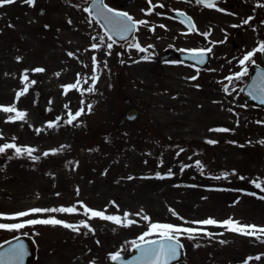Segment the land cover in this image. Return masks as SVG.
Listing matches in <instances>:
<instances>
[{
  "label": "rangeland",
  "instance_id": "374dc122",
  "mask_svg": "<svg viewBox=\"0 0 264 264\" xmlns=\"http://www.w3.org/2000/svg\"><path fill=\"white\" fill-rule=\"evenodd\" d=\"M88 1L36 0V7L27 11L20 7L24 0L0 7V105L12 104L15 93L29 84V91L17 102L18 109L27 113L25 130L17 129V122L12 124L15 130L11 128L6 123L9 114L0 112V133L2 139H9L17 131L18 142L35 148L33 155L40 157L35 161L26 154L17 157L12 149L0 154V213L11 215L33 207L78 208L73 214L38 213L0 218V223L54 217L70 224L87 220L94 230L26 225L21 230L38 239V254L31 264H113L110 254L128 252L131 242L153 222L204 230L188 241L196 249L179 264H244L245 260L264 264V241L223 226L192 223L231 217L264 227V200L258 198L264 191L252 183L264 187V143H260L264 140V111L250 105L240 93L249 72L240 80L225 79L239 72L243 55L264 41V7L257 6L264 0H227L217 7L224 11L182 0L178 4L184 5L195 22L191 32L182 30L165 12L177 2L151 0L157 6L146 15L149 0H133L126 12L136 20L148 21L138 26L135 40L142 47L152 45V54L114 44L111 55L106 54V36L104 46L90 49V44L100 42L92 37L105 33L84 11ZM117 1L121 0H109L112 5ZM249 16L253 19L243 24ZM261 20L260 34L247 27L257 26ZM161 24L165 27H159ZM177 41L186 42V47L214 45L213 61L198 80L191 79L195 71L178 61L157 60L153 65L164 45L173 46ZM216 41L223 43H209ZM68 52L75 56L69 57ZM93 55L99 77L95 90L83 96L77 90L63 94L61 86L75 82L77 73L91 77ZM144 55L150 58L141 59ZM253 59L261 62L260 54ZM37 67L45 71H31ZM26 69L28 81L23 82ZM90 84L91 80L82 82L81 87ZM225 85L228 93L223 90ZM87 95L92 110L84 105V114L72 125L63 123L68 110L74 113ZM130 105L139 108L138 119L118 126L119 115ZM57 116L62 118L59 127L47 128V122ZM37 128L43 131L37 133ZM217 128L231 131H209ZM61 146L65 147L43 156ZM182 166H186L183 171ZM199 168L206 169L204 176H196ZM157 173L164 178H157ZM77 201L96 210L106 209L108 215L128 211L137 223L122 227L99 218L88 220ZM141 210L148 221L135 215ZM15 230L0 229V240ZM217 242L224 243L214 249Z\"/></svg>",
  "mask_w": 264,
  "mask_h": 264
},
{
  "label": "snow or ice",
  "instance_id": "6c2138e0",
  "mask_svg": "<svg viewBox=\"0 0 264 264\" xmlns=\"http://www.w3.org/2000/svg\"><path fill=\"white\" fill-rule=\"evenodd\" d=\"M17 0H0V7H3L5 5H11L16 3ZM36 0H24V3H26L29 6H34ZM198 4H201L207 8H216L218 0H196ZM149 4L151 5L146 12V15H150L153 12V9L157 5H152L151 0H149ZM159 7H163V5H158ZM258 7H264V4H258ZM92 8L95 9V15L102 19L104 21V26L106 27L107 31L105 32L104 36L100 37H92L93 40H99V43H92L90 44L91 50H98L102 46H104V39L105 36L108 39V43L106 44V48L108 49L107 55H111V50L113 48V45L116 43V40L113 39V36L119 37L121 40H128L129 34L133 33L134 31H138V26L141 25H147V20H136L134 19L129 13L117 11L113 8L108 7V5L103 3V0H92ZM218 11H224V9L217 8ZM85 12H89V8L84 9ZM142 11H144L142 9ZM177 11L178 16H183L184 19L181 20V23H185L188 27L189 32L195 30V24L192 21L191 17H188L185 13ZM92 13L89 12V15ZM159 15V13H157ZM253 17L249 16L247 19H244L242 21L243 24L247 25L249 21H251ZM71 23V21H69ZM11 26V25H9ZM47 27V25H45ZM159 27L164 28L165 25H159ZM233 27H236V25H233ZM150 30L154 31V27ZM205 37L209 35V33H202ZM213 43H223V41H216ZM128 48H135L139 52L147 53L149 48H152V45H148L147 47H142L139 42L135 40V37L132 38V40L127 45ZM185 51V50H181ZM192 55V59L198 63L203 64L205 63V54L211 53L212 48H199V49H188L186 50ZM264 54V41H261L258 43V45L253 48L250 51H247L243 57L239 60V65H241V70L239 72L234 73V75H230L226 77L225 79L231 82L233 79L240 80L242 77L247 75L248 73V67L247 64H254L255 60L253 57L257 54ZM67 55L69 57H74L75 54L72 52H68ZM119 55V54H118ZM150 58L149 55H144L141 57L143 60H148ZM20 57H17V60H20ZM92 75L91 77H81L80 73H77V78L75 82L69 83L67 85H62L63 94L67 95L70 90H77L81 93L83 96L85 92L92 93L95 90V85L98 80V74H97V57L93 55L92 57ZM123 63V61H121ZM138 62V61H133ZM175 63V62H174ZM182 63V61L180 62ZM105 67L107 66L105 62ZM31 71L36 73L44 72L45 69L41 67H37L32 69ZM28 70H24V74L21 76V79L23 82L28 81L27 76ZM7 75V74H6ZM56 75H59V73H56ZM260 82L255 83L254 86L250 85L251 91L249 92V95L252 96L253 99H258L261 104H264V73H260ZM197 77L193 76L191 77L192 80H195ZM91 80V84L85 89L81 87L82 82L88 83V81ZM31 83H35V81H31ZM226 93L229 92L228 86L225 85L223 89ZM29 91V84L25 83L24 87L21 90H18L15 93V98L12 104L10 105H0V112L9 114L6 118V123H11L15 121H25L27 117L26 111L20 110L17 107V102L20 100L21 97H23L27 92ZM51 103V101H49ZM85 101L81 100V107L77 109L74 113L69 109L68 105H65L66 109L68 110L67 113V119L63 121V123L72 125L74 121L77 120L78 117L84 114L85 112ZM93 105L87 104V110L90 112L92 110ZM243 107V105L241 106ZM231 111V109H229ZM61 117L57 116L55 121H49L46 124V127L56 128L59 127V122L61 121ZM257 123H262L261 121H257ZM37 133L43 131L42 128L36 129ZM209 131H217V132H228L231 131L227 128H217V129H210ZM2 138V137H0ZM11 142H5L4 144L0 145V154L5 153L7 150L12 149L14 150V155L19 157L21 155L26 154L29 156L32 160H39V156H34L33 152L36 151L35 148H32L30 146H18L15 143L16 138L12 137L10 138ZM208 143H216V141H208ZM234 143V142H232ZM260 143H264V140L260 141ZM65 146H61L60 149H50L48 151H45L43 153V156H48L50 154H55L57 151L62 150ZM11 158V157H10ZM196 164L199 165L200 161H196ZM186 166L181 167V171H183V168ZM169 176L172 175L171 170H169L168 173ZM227 173L224 174V178H227ZM157 178L163 179L164 177L160 176L159 173H157ZM216 179H220L221 177H215ZM131 179V177H129ZM241 180L245 179L243 176L240 177ZM254 183V186L257 189H260L261 191H264V187H262V184L260 182L252 181ZM250 195H256V193H249ZM259 199L264 200V196L258 197ZM77 204H79L80 208L83 209V214L88 217V220H91L93 218H99L101 220L105 221H111L116 225H120L122 227H129L135 223H137L136 220L130 219V216L133 215L129 213L128 211H124L122 215H108L106 214L105 210H96L91 207H88L85 205L82 201H77ZM173 215H177L174 210H171ZM78 208L76 205L69 206V207H56V208H40V207H33L26 211H19L16 213H13L11 215L0 213V218H6V219H17L20 217H27L31 214H38V213H77ZM143 210L141 212L136 213V216L141 217L142 220L148 221L149 217L147 215H142ZM180 219H183L182 217ZM194 224L199 225H219L226 227L227 230L232 232H238L242 235L255 237L257 240L264 241V227H260L254 224H242L239 221H235L231 217L228 219H225L223 221H217L211 217L200 220V221H193ZM36 224H51V225H63L66 228H70L73 231H78L81 227L87 229L89 232L94 231L87 220H81L78 224H70L65 221H62L60 219H56L54 217H49L47 219H27L20 223H0V229H7V230H13V229H23L26 225H36ZM201 231H204L200 228H191V227H182L179 225H173L171 223H158L153 222L149 223L147 225V231L143 232L136 240L131 242V247L134 249L139 250V255L134 257V260L137 262V264H168L169 261L175 260L180 255V250L182 249L183 245L180 243V236L187 234L189 239H193V234L199 233ZM206 235H211V233H206ZM155 235V239H149V237ZM99 243V242H97ZM27 255V249L22 243L15 244L11 248L7 250L3 256H0V264H3V261L6 259L9 262L12 261H22L24 256ZM112 261H119L120 264H127V262L121 260V253L119 251L115 253H111L109 257ZM248 259H252V257H249ZM255 259L259 260L260 257L257 256ZM94 264V262H92ZM244 264H247V260H245Z\"/></svg>",
  "mask_w": 264,
  "mask_h": 264
},
{
  "label": "water",
  "instance_id": "95a60500",
  "mask_svg": "<svg viewBox=\"0 0 264 264\" xmlns=\"http://www.w3.org/2000/svg\"><path fill=\"white\" fill-rule=\"evenodd\" d=\"M91 5H92V2L89 4V8L92 10L93 16L96 19H98L104 25V21L95 15V9L92 8ZM179 55H180V57L192 56L190 53L179 54ZM262 58L264 60V54H262ZM250 69H251L250 77H249L248 81L244 84V86L242 88V92L248 98V100H250L251 102H253L255 104L262 105L264 107V104H261L258 99H253L252 96L249 95V92L251 91L250 85L254 86L255 83L260 82L259 74L264 73V67L253 64L250 67ZM129 112H134L136 114L134 109H130L128 111V113ZM133 116H134V114L130 117H133ZM122 120H123V118L121 119V121ZM155 238L156 237L151 238V239H155ZM19 243H22L25 246V248L27 249V255L24 256L22 261L9 262L5 259L3 261V264H29V260L32 257V255L34 254V242L30 237H28L26 235L15 236V237H12V238L0 243V256H3V254H5L7 252V250L9 248H11L13 245L19 244ZM138 255H139V250L133 248V252L131 254H129V256L125 257V256L121 255V260L127 262V264H137V262L134 260V257H136ZM181 257H182V251L180 250V255L175 260H171L169 262L177 261ZM114 262L117 264H120L119 261H114Z\"/></svg>",
  "mask_w": 264,
  "mask_h": 264
},
{
  "label": "flooded vegetation",
  "instance_id": "af4514ba",
  "mask_svg": "<svg viewBox=\"0 0 264 264\" xmlns=\"http://www.w3.org/2000/svg\"><path fill=\"white\" fill-rule=\"evenodd\" d=\"M182 43H184V42H182ZM174 44H176V45H179V46H180V42H175Z\"/></svg>",
  "mask_w": 264,
  "mask_h": 264
}]
</instances>
